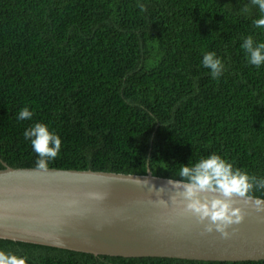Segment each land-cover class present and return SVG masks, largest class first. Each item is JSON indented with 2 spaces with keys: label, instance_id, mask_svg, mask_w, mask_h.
<instances>
[{
  "label": "trees",
  "instance_id": "16d2710c",
  "mask_svg": "<svg viewBox=\"0 0 264 264\" xmlns=\"http://www.w3.org/2000/svg\"><path fill=\"white\" fill-rule=\"evenodd\" d=\"M260 17L250 0H0V168L37 167L23 133L41 123L61 140L47 168L181 179V165L216 154L264 178V64L241 47L264 43ZM208 52L224 66L216 79ZM25 107L33 116L20 120Z\"/></svg>",
  "mask_w": 264,
  "mask_h": 264
},
{
  "label": "water",
  "instance_id": "95a60500",
  "mask_svg": "<svg viewBox=\"0 0 264 264\" xmlns=\"http://www.w3.org/2000/svg\"><path fill=\"white\" fill-rule=\"evenodd\" d=\"M1 163L0 251L102 264L264 263V212L251 202L237 200L244 220L223 239L215 231L204 233L203 224L183 213L179 197L170 200L172 178L148 169L139 175Z\"/></svg>",
  "mask_w": 264,
  "mask_h": 264
},
{
  "label": "clouds",
  "instance_id": "9594fccd",
  "mask_svg": "<svg viewBox=\"0 0 264 264\" xmlns=\"http://www.w3.org/2000/svg\"><path fill=\"white\" fill-rule=\"evenodd\" d=\"M251 5L258 6L261 17L253 21L257 28L264 27V0H250ZM141 11L146 6L138 4ZM243 12L249 11L246 5ZM241 47L244 49L248 63L256 67L264 64V43L254 44L252 36L244 39ZM202 64L210 70L213 79L222 75L223 64L214 52L205 53ZM33 112L27 107L18 112V119H31ZM25 139L31 141L33 151L38 154L36 164L40 169L47 167V161L55 159L61 148V140L50 132L46 125L36 123L23 133ZM178 175L181 180L170 179L168 184L174 190L170 196L172 202L180 198L183 213L194 217L197 223L203 224V232L210 234L213 231L220 234L221 238H230L227 231L233 225H239L244 220L245 213L236 206L237 200L242 199L245 204L251 202L257 212H264V200L251 195L253 188L264 189V178L257 179L246 173L234 169L219 155L212 154L200 159L190 166L181 165ZM164 189L156 193L160 195ZM161 203H166L161 200ZM206 222V223H205ZM0 264H26L25 258H19L11 253L0 251Z\"/></svg>",
  "mask_w": 264,
  "mask_h": 264
}]
</instances>
